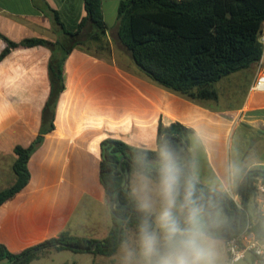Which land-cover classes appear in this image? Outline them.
Instances as JSON below:
<instances>
[{"label": "crops", "instance_id": "crops-1", "mask_svg": "<svg viewBox=\"0 0 264 264\" xmlns=\"http://www.w3.org/2000/svg\"><path fill=\"white\" fill-rule=\"evenodd\" d=\"M121 1L102 0L107 49L100 50V42L91 40L65 60V90L54 129L28 162V185L0 206V244L11 252L62 235L90 240L108 236L112 216L100 183V144L108 138L155 150L159 123H181L194 130L187 149L200 184L225 194H238L243 175L264 168V156L246 161L251 139H264V91L253 87L264 75V55L243 100L234 107L221 104L218 92L217 100L183 97L125 63L127 53L118 38ZM52 10L68 30H76L86 16L83 0H0V55L7 41H55L62 31L54 29ZM50 57L45 46L20 45L0 60V193L17 180L15 147L30 146L40 134L51 91ZM229 162L238 164L240 173L222 192L224 165ZM54 251L58 253L48 251L29 264H48ZM108 261L115 263L117 253Z\"/></svg>", "mask_w": 264, "mask_h": 264}, {"label": "trees", "instance_id": "trees-1", "mask_svg": "<svg viewBox=\"0 0 264 264\" xmlns=\"http://www.w3.org/2000/svg\"><path fill=\"white\" fill-rule=\"evenodd\" d=\"M86 16L76 30H68L59 13L52 10L54 29H61L55 40L27 39L21 43L7 41L0 55L2 60L12 49L24 45H42L50 49V96L42 113L40 134L28 147L16 146L13 165L15 184L0 193V206L13 199L30 182L28 162L42 144L44 136L54 129L56 107L65 90L64 63L74 48L91 40L100 42V50L107 49L108 26L102 13V0H83ZM118 38L133 63L158 86L192 100H217L214 86L234 73L257 64L264 55L260 37L264 27V0H123L118 6ZM137 67V66H136ZM194 130L181 123L158 126L157 147L171 143L190 162L188 142ZM100 183L111 205L112 228L103 240L60 236L46 240L21 252H11L0 244V264H29L49 250H71L112 257L119 248L128 228L134 229L137 212L123 188L137 154L146 152L155 157V150L137 148L116 139L100 144ZM123 160V161H122ZM264 183V168L247 171L237 186L241 208L225 193L213 192L199 183L205 194L213 199L220 215L223 241L239 235L247 217L254 219V231L264 236V215L255 211L257 183ZM235 212L237 214L235 215ZM242 212V213H241ZM123 230L119 238V228ZM95 246L94 250L91 248Z\"/></svg>", "mask_w": 264, "mask_h": 264}, {"label": "clouds", "instance_id": "clouds-1", "mask_svg": "<svg viewBox=\"0 0 264 264\" xmlns=\"http://www.w3.org/2000/svg\"><path fill=\"white\" fill-rule=\"evenodd\" d=\"M155 152V157L137 154L128 174L126 190L137 221L121 240L118 264H226L223 221L215 201L198 187L195 166L171 143ZM224 173L222 192L240 167L226 163Z\"/></svg>", "mask_w": 264, "mask_h": 264}, {"label": "rangeland", "instance_id": "rangeland-1", "mask_svg": "<svg viewBox=\"0 0 264 264\" xmlns=\"http://www.w3.org/2000/svg\"><path fill=\"white\" fill-rule=\"evenodd\" d=\"M263 32H264V27H263ZM126 61L125 63L131 69V71L141 72L138 67L132 64L129 55H127ZM255 67L256 64H254L252 67H250L247 70L234 73L229 77H227L226 79H223L215 84L214 88L217 90L220 97L222 96L221 104L231 105L234 107L236 104H238L243 100L247 87L249 83L252 81L253 70ZM224 98L228 100L226 101V99ZM255 155H257L258 157L264 156V139H259L257 136L252 138L250 141V147H249L248 155L246 157V161H249L252 158V156L255 157ZM237 206L241 208L240 197L238 199ZM255 211L261 213L257 209V207L255 208ZM220 217L222 221L225 219L224 216L222 215H220ZM127 230H130V228H128ZM72 252L73 251L71 250L58 251V253L54 251V253H50L47 262L48 264H56V263L57 264H118V257L115 263H109L108 258H105L103 256H95L91 253H86V252L84 253H76V252L72 253ZM223 253L226 264H229L228 255L224 247V241H223ZM72 256H77V257L72 258ZM252 261H253L252 256L248 255L246 260L240 262L239 264H251Z\"/></svg>", "mask_w": 264, "mask_h": 264}, {"label": "built area", "instance_id": "built-area-1", "mask_svg": "<svg viewBox=\"0 0 264 264\" xmlns=\"http://www.w3.org/2000/svg\"><path fill=\"white\" fill-rule=\"evenodd\" d=\"M260 42L264 48V32L261 34ZM253 87L256 90L264 91V75L256 79ZM256 186L255 205L264 215V183L259 181ZM227 195L237 204L238 194L228 191ZM253 227L254 219L248 216L242 232L224 242L229 264H239L245 261L248 255L253 258L251 264H264V236H257Z\"/></svg>", "mask_w": 264, "mask_h": 264}, {"label": "water", "instance_id": "water-1", "mask_svg": "<svg viewBox=\"0 0 264 264\" xmlns=\"http://www.w3.org/2000/svg\"><path fill=\"white\" fill-rule=\"evenodd\" d=\"M133 63L135 64V66L141 68V67L138 65V63H137V61H136L135 58H133ZM122 161H123V160H122ZM126 186H127V178L125 179V183H124V185H123V188H125ZM118 194H119V191L116 193V195H115V197H114V199H113V202H112L111 205H110V210H111V211L114 210V207H115V204H116V201H117ZM241 213H242V212H241ZM236 214H237V212H235V215H236ZM122 230H123V226H121V227L119 228V238H120V234H121ZM94 248H95V246H93V247L91 248V250H94Z\"/></svg>", "mask_w": 264, "mask_h": 264}]
</instances>
